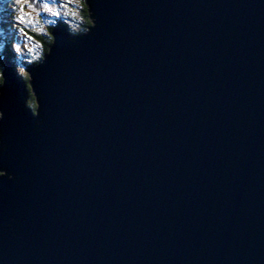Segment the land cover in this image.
I'll return each mask as SVG.
<instances>
[{
    "label": "water",
    "instance_id": "1",
    "mask_svg": "<svg viewBox=\"0 0 264 264\" xmlns=\"http://www.w3.org/2000/svg\"><path fill=\"white\" fill-rule=\"evenodd\" d=\"M85 3L1 58L0 264H264V0Z\"/></svg>",
    "mask_w": 264,
    "mask_h": 264
},
{
    "label": "trees",
    "instance_id": "2",
    "mask_svg": "<svg viewBox=\"0 0 264 264\" xmlns=\"http://www.w3.org/2000/svg\"><path fill=\"white\" fill-rule=\"evenodd\" d=\"M41 1L42 3L44 2V0ZM58 3L60 4V7L63 9L61 11L58 10V12L60 13L58 16H53L52 14L49 13L47 14L45 11H41V9H39L37 15L38 17L36 19L37 21L35 20L36 22L30 23L29 21L28 25L26 22L24 25H21V28L23 30L22 33L24 34L23 39L24 40L26 39V41H32L35 44H37L38 47L36 49V53L40 54L39 57L30 60L29 63L38 64V62L40 61L38 59L42 58L47 53L48 48L53 42L50 28L55 24L66 26L74 34H81L87 31V29L91 25V21L89 19V12L85 0H58ZM16 4H15L16 7L21 6V3H19L18 5ZM28 7L29 6L23 3V8L29 9ZM45 16L48 17L53 16L54 22L49 25L47 24V28L43 31L44 23H46V21L44 20L46 18ZM6 25L7 24L4 25L5 34L11 32V28H12L11 25L8 26ZM6 56L9 57L11 60H13L15 58V51L11 43L8 42V40H6L5 37L0 33V68L2 66L1 58L4 59V57ZM20 77L22 76L20 75ZM22 79H24V81L28 83L27 78L25 79L22 77ZM2 82H3V78L1 71L0 84ZM28 105L31 109L35 111L36 102L31 92L29 93Z\"/></svg>",
    "mask_w": 264,
    "mask_h": 264
},
{
    "label": "rangeland",
    "instance_id": "3",
    "mask_svg": "<svg viewBox=\"0 0 264 264\" xmlns=\"http://www.w3.org/2000/svg\"><path fill=\"white\" fill-rule=\"evenodd\" d=\"M44 2H48L51 5L54 2V0H44ZM19 3H21V6L16 7L15 4L18 5ZM23 3H24L23 0L0 1V33L5 37L6 40H8V42L11 43L12 47L14 48L15 58L13 60H11L9 57L8 58L12 61V65L16 69L17 75L19 76L21 75L23 78L25 79L27 78V80H29V76H27V72H26L27 67L30 65H34L32 63H29V61L32 59H36L37 57H39L40 54L36 53V49L38 47L37 44H35L32 41H26V39L25 40L23 39L24 34L22 33L23 30L21 28V25H24L25 22L28 25L29 21L30 23L36 22L37 21L36 19L38 17L37 16L38 10L39 9H41V11L44 10L42 7H38V8L28 7L29 9L23 8V11H21V8L23 7ZM58 10L61 11L63 9L59 7L57 8V11ZM20 16H24V19L20 20L19 19ZM45 17L46 18L44 20L46 21V23H44L43 31L47 28V24L49 25L54 22L53 16L50 17L45 16ZM5 24H7L6 26L11 25L12 27L11 32L7 34H5V29H4ZM40 59L41 58H39L38 60ZM2 69L3 67L1 66L0 77H1ZM27 88L30 90L29 85Z\"/></svg>",
    "mask_w": 264,
    "mask_h": 264
},
{
    "label": "snow or ice",
    "instance_id": "4",
    "mask_svg": "<svg viewBox=\"0 0 264 264\" xmlns=\"http://www.w3.org/2000/svg\"><path fill=\"white\" fill-rule=\"evenodd\" d=\"M23 2L29 7L36 8L39 3V0H23ZM40 7H42L45 12L50 13L53 16H58L60 14L57 11V8L60 7L58 0H54V2L51 5L48 2H44L40 4ZM21 11H23V7L21 8ZM19 19L23 20L24 16H20Z\"/></svg>",
    "mask_w": 264,
    "mask_h": 264
},
{
    "label": "clouds",
    "instance_id": "5",
    "mask_svg": "<svg viewBox=\"0 0 264 264\" xmlns=\"http://www.w3.org/2000/svg\"><path fill=\"white\" fill-rule=\"evenodd\" d=\"M3 147V144L2 143H0V148H2Z\"/></svg>",
    "mask_w": 264,
    "mask_h": 264
}]
</instances>
